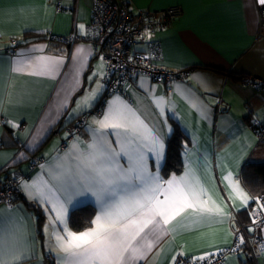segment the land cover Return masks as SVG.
I'll list each match as a JSON object with an SVG mask.
<instances>
[{
  "label": "crops",
  "instance_id": "0c3cea01",
  "mask_svg": "<svg viewBox=\"0 0 264 264\" xmlns=\"http://www.w3.org/2000/svg\"><path fill=\"white\" fill-rule=\"evenodd\" d=\"M57 1L0 0V187L7 176L2 170L11 168L9 174L20 180L21 194L11 203H0V218H17L21 249L31 257L22 264H50L56 259L48 251L50 213L27 197L22 184L41 177L47 179L46 170L64 159L77 140L83 142L81 147L90 143L89 128L95 127L92 121L103 116L91 114L83 131L69 139L68 127L103 96L106 65L103 54L96 53L89 42L68 45L50 41L51 37L57 39L72 32L87 34L91 19L92 0H60L62 11L56 10ZM127 1L132 12L183 7V15L156 35L160 56L155 64L170 70L186 68L189 73L186 81L172 84L141 76L129 82L123 92L109 96L103 113L111 101L119 98L145 123L161 131L166 146L160 168L164 179L170 178L163 176L162 168L173 131L172 120L177 122L190 143L184 153L183 170L176 175H182L191 163L205 190L201 199L213 209L189 208L163 225L166 235L153 244L139 264H173L180 255L205 259L233 243L240 222L249 224L252 196L240 174L247 162L264 161V147L259 146L257 133L251 127L252 122L264 121V90L230 75L264 80V36L260 35L259 10L255 0ZM28 34L49 39L21 44L16 52L8 53L13 37L20 43ZM146 41H140L136 49L145 50ZM40 48L43 52L35 55L63 57L59 75L37 77L12 70L15 54ZM78 49L85 50V59L74 76ZM91 92L97 95L85 107L80 102ZM161 97L166 101L163 115L154 103L155 98ZM64 142L68 146L63 149ZM37 161L42 162L33 165ZM152 171L156 169L152 167ZM229 173L232 183L238 182L247 194V202L236 196L225 179ZM33 206L44 216L43 238ZM87 207H93L94 216L97 214L93 198L76 199L68 214L71 230L76 231L71 228L70 215ZM216 207L221 211H215ZM251 252L245 246L238 254L228 256L225 264H264V250L257 247L253 252L256 258Z\"/></svg>",
  "mask_w": 264,
  "mask_h": 264
},
{
  "label": "snow or ice",
  "instance_id": "6c2138e0",
  "mask_svg": "<svg viewBox=\"0 0 264 264\" xmlns=\"http://www.w3.org/2000/svg\"><path fill=\"white\" fill-rule=\"evenodd\" d=\"M257 3L264 5V0ZM80 28L83 30V25ZM36 52H43V48L15 54L12 70L37 77L59 75L63 57ZM84 53V49L77 50L74 76L83 66ZM96 95L91 92L80 103L86 107ZM154 103L163 115L166 101L161 97ZM92 124L90 143L81 147L83 142L77 140L64 159L46 170L47 179L22 184L27 197L50 213L48 251L56 257L54 264H139L153 244L166 235L163 225L189 208L213 210L201 199L205 190L191 163L182 175L171 174L168 179L160 175L166 147L161 131L145 123L119 98L111 101L102 118ZM225 179L236 196L247 202L238 182L232 183L231 173ZM77 198H93L98 212L90 227L73 231L68 226V214ZM215 211L221 209L216 207ZM18 232L15 216L0 218V264H22L31 258L22 251Z\"/></svg>",
  "mask_w": 264,
  "mask_h": 264
},
{
  "label": "built area",
  "instance_id": "2783aa9c",
  "mask_svg": "<svg viewBox=\"0 0 264 264\" xmlns=\"http://www.w3.org/2000/svg\"><path fill=\"white\" fill-rule=\"evenodd\" d=\"M260 16V35L264 36V5L255 0ZM56 10L62 11L60 0L56 3ZM183 14L181 5H173L162 10L144 9L132 12L127 0H92L91 19L88 32L80 35L72 32L69 35L57 37L63 43L73 45L77 42H89L96 53H102L106 65L104 77L105 91L99 102L91 110L83 113L68 127L69 139L81 133L87 125L91 114L102 115L106 100L109 96L123 92L125 86L139 76L149 77L151 80L164 84L184 82L188 77V69L170 70L155 64L160 56V47L154 40L158 31L169 28L176 19ZM148 37V38H147ZM146 38L145 50H138L136 46ZM50 39H56L51 37ZM12 46L8 53L17 51L19 41L13 37ZM255 87L264 90V80L249 79ZM259 130V138L264 137V121H255ZM64 142L62 148H67ZM42 161L33 163L36 165ZM19 179L9 177L0 187V203H11L20 191ZM251 221L248 225L239 223L234 233L233 243L224 247L217 254L205 258H184L177 264H225L228 256L238 254L245 246L255 252L258 247L264 250V193L254 197L250 209ZM248 228L251 233H248ZM244 239H240V238ZM256 253V252H255Z\"/></svg>",
  "mask_w": 264,
  "mask_h": 264
},
{
  "label": "trees",
  "instance_id": "16d2710c",
  "mask_svg": "<svg viewBox=\"0 0 264 264\" xmlns=\"http://www.w3.org/2000/svg\"><path fill=\"white\" fill-rule=\"evenodd\" d=\"M30 35L31 34L27 35V39H25V41L18 43V46H20L21 44L22 45L26 44L27 42L49 39V37L45 35H40V34H34L31 36ZM28 36L30 37L28 38ZM154 40L157 42L156 36ZM50 41L56 42V43H62L58 39H51ZM157 44L159 46L158 42ZM230 75L236 81L246 80V77L244 76H238V75H233V74H230ZM139 77H137L136 79H138ZM172 126H173V131L168 140L166 160H165L164 167L162 168V173H163V176L165 177H168L171 174H179L183 170L184 153L190 143L189 136L177 122L172 120ZM251 127L255 130L259 138L258 132L262 128L255 126L253 122L251 123ZM259 146L264 147V137L261 139L259 138ZM10 169L11 168H6L2 170L4 174H7L6 179H5L6 181L8 180L9 177L14 176V175L9 174L11 171ZM240 179L243 185L245 186V188L249 191L250 195L252 196V199L254 197H257L259 194L264 193V161L263 162H247L241 171ZM20 195L21 194L19 191L15 199H19ZM33 208L36 210V212H38L37 224L39 227V235L41 238H43L44 216L41 214V210L39 208L35 206H33ZM250 209H251V205H250ZM93 216H94L93 207H87V208H83V209L73 212L69 218L71 228L75 229L76 231H79V230L90 227L91 226L90 222ZM184 258H191V257H184L180 255L175 260L176 264L180 259H184ZM50 264H54V261L50 262Z\"/></svg>",
  "mask_w": 264,
  "mask_h": 264
}]
</instances>
